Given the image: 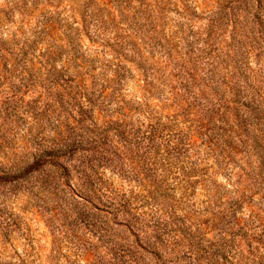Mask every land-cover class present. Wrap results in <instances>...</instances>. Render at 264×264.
I'll return each mask as SVG.
<instances>
[{"label": "rangeland", "instance_id": "374dc122", "mask_svg": "<svg viewBox=\"0 0 264 264\" xmlns=\"http://www.w3.org/2000/svg\"><path fill=\"white\" fill-rule=\"evenodd\" d=\"M0 264H264V0H0Z\"/></svg>", "mask_w": 264, "mask_h": 264}]
</instances>
